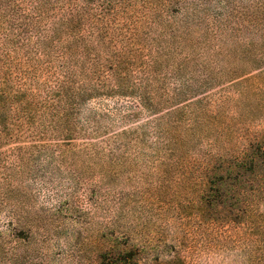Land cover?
<instances>
[{
    "label": "rangeland",
    "instance_id": "1",
    "mask_svg": "<svg viewBox=\"0 0 264 264\" xmlns=\"http://www.w3.org/2000/svg\"><path fill=\"white\" fill-rule=\"evenodd\" d=\"M261 143L264 0H0V264H264Z\"/></svg>",
    "mask_w": 264,
    "mask_h": 264
},
{
    "label": "trees",
    "instance_id": "2",
    "mask_svg": "<svg viewBox=\"0 0 264 264\" xmlns=\"http://www.w3.org/2000/svg\"><path fill=\"white\" fill-rule=\"evenodd\" d=\"M60 85L57 87V91L53 94V101L51 105L48 106L50 117L58 118V121L53 125L56 130H64L61 129L65 127L66 132L69 133H62L65 134L66 137H73L77 133H72L71 131L75 130L73 126H63L65 121L70 120L71 114L68 113V110L76 111V106L79 103L77 98H82L87 95L86 92H79L78 96L73 97V94L66 92L60 93L59 91ZM116 93L121 92H128L129 89H125L124 81L122 77L117 78V85L115 89ZM177 94L176 96H178ZM61 104V105H60ZM154 105L151 106H159L158 103H153ZM167 103H163L160 106H165ZM66 111L64 115H60L58 110ZM53 111L58 113V115H54ZM74 113V112H73ZM61 121V122H60ZM236 166L238 167V171L234 174L229 173V176L222 178L221 181L226 183L228 187L231 189L234 188H241L242 192L239 194V199L237 201L241 202V204L246 205V212L243 214L246 216H250V212L248 208L250 205L253 204L255 199L264 198V143L257 144L251 148V152L246 154L245 157L239 159L236 162Z\"/></svg>",
    "mask_w": 264,
    "mask_h": 264
}]
</instances>
